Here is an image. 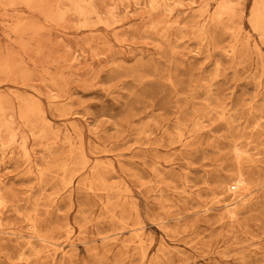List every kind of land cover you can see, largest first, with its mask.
I'll return each mask as SVG.
<instances>
[{"label":"rangeland","instance_id":"obj_1","mask_svg":"<svg viewBox=\"0 0 264 264\" xmlns=\"http://www.w3.org/2000/svg\"><path fill=\"white\" fill-rule=\"evenodd\" d=\"M262 5L0 0V264H264Z\"/></svg>","mask_w":264,"mask_h":264},{"label":"bare ground","instance_id":"obj_2","mask_svg":"<svg viewBox=\"0 0 264 264\" xmlns=\"http://www.w3.org/2000/svg\"><path fill=\"white\" fill-rule=\"evenodd\" d=\"M262 6H264V5H262ZM258 7V6H257ZM262 9H264V8H262ZM163 10V9H162ZM256 11H257V8H256ZM262 12H264V11H262ZM254 13V12H253ZM252 13V14H253ZM258 13V12H257ZM256 13V14H257ZM218 15V14H217ZM253 17V16H252ZM254 19H257V21H259V22H261L262 24H264V14H261V15H259L257 18L255 17ZM256 21V20H255ZM260 25V24H259ZM262 26H264V25H262ZM260 27V26H259ZM260 29V28H259ZM262 31H264V30H262ZM260 32V31H259ZM201 33V32H200ZM235 42V41H234ZM224 51V50H223ZM232 52V51H231ZM240 63V62H239ZM214 72V71H213ZM260 78V77H259ZM212 82V81H211ZM259 86V85H258ZM171 87V86H170ZM215 101V100H214ZM200 102V101H199ZM211 102V101H210ZM236 112V111H235ZM56 114V113H55ZM58 114V113H57ZM219 115V114H218ZM228 116V115H227ZM225 118V117H224ZM230 120V119H229ZM195 126V125H194ZM96 147V146H95ZM90 149V148H89ZM96 150V149H95ZM91 153V152H90ZM103 154V153H102ZM237 163V162H236ZM66 169V168H65ZM240 180V179H239ZM103 190V189H102ZM54 198V197H53ZM107 198V197H106ZM38 206V205H37ZM255 216V215H254ZM116 220V219H115ZM262 220H264V219H262ZM232 222V221H231ZM125 226V225H124ZM236 228H238V227H236ZM246 230V229H245ZM240 231V230H239ZM251 232V231H250ZM135 236V235H134ZM112 239V238H111ZM137 239V238H136ZM245 241V240H244ZM137 242V241H136ZM257 242V241H256ZM244 245H245V243H244ZM260 249V248H259ZM258 249V250H259ZM203 252H204V250H203ZM246 252V251H245ZM258 252V251H257ZM18 257V256H17ZM242 258V257H241ZM175 259V258H174ZM243 259V258H242ZM26 260V259H25ZM141 260V259H140ZM250 260V259H249ZM240 262V261H239ZM245 264V263H244Z\"/></svg>","mask_w":264,"mask_h":264}]
</instances>
